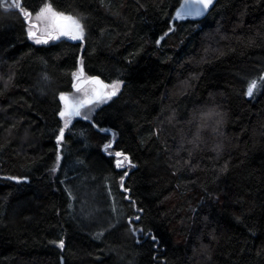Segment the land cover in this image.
<instances>
[{
    "label": "trees",
    "instance_id": "16d2710c",
    "mask_svg": "<svg viewBox=\"0 0 264 264\" xmlns=\"http://www.w3.org/2000/svg\"><path fill=\"white\" fill-rule=\"evenodd\" d=\"M20 1L29 22L0 6V264H264V86L246 94L264 76V0L196 18L175 17L183 0ZM44 3L83 40L29 39ZM81 66L121 88L58 142ZM110 130L136 165L129 198Z\"/></svg>",
    "mask_w": 264,
    "mask_h": 264
},
{
    "label": "snow or ice",
    "instance_id": "6c2138e0",
    "mask_svg": "<svg viewBox=\"0 0 264 264\" xmlns=\"http://www.w3.org/2000/svg\"><path fill=\"white\" fill-rule=\"evenodd\" d=\"M213 2L214 0H196V3L202 5V8L200 7L196 8L194 13L189 11L187 15H195L199 17L204 14V11L207 10L209 6L213 4ZM0 6L5 7L6 10L11 8L19 9L26 19H30L31 17V13H29L28 11L24 10L21 7L20 0H13L11 4H7L5 0H0ZM36 17L37 18L43 17L50 21V25H49L50 30L46 32V37L44 39L37 38V33L31 30V28L34 26L30 24V30L28 32L29 39H34L37 44L40 43L46 44L48 43L49 40L59 39L62 36H66L72 40H83L84 38V29L80 21L72 16H67L64 13L55 11L52 8L51 4H45L44 7H42L39 10V12L36 13ZM159 43L160 41L158 40L157 44ZM72 76L74 80L79 81V83L73 84V88L76 91L78 92L81 91V86L84 84H92L93 88L91 89L90 95L88 94L87 91H85L84 99L72 104L68 103V96L65 93L60 94V100L64 102V107L60 111L59 115L61 118L65 119V124L64 127L60 128V135L57 136L58 142L63 139L65 129L68 127V124L72 117L80 116L81 109L84 108L86 105H93L94 102H98V101L106 102L107 100H110L112 97H115L118 94L122 83L121 81L117 80V81H113L111 84H105L102 80H100L99 77H88L87 80H85L84 70L82 66L78 68L76 72H73ZM258 86H264V76H260L256 80H252L247 87L246 94L249 97H251ZM110 146L111 145H108L107 147ZM115 156L117 157L116 166L118 168H122L125 162H127L130 166L134 167V165H131V161L129 160V157L126 156L123 152H116ZM59 160L60 157L57 156V162H59ZM52 171L55 172L56 169L53 168ZM124 175L126 176L127 172H125ZM121 182H123V177H121ZM124 190L127 191V189ZM135 219L138 220L139 217H136ZM129 225L130 227L132 226L131 218L129 220ZM133 231H135L134 228ZM155 239L156 238L153 237L154 241ZM58 246L60 248L64 247L63 240L59 241Z\"/></svg>",
    "mask_w": 264,
    "mask_h": 264
},
{
    "label": "rangeland",
    "instance_id": "374dc122",
    "mask_svg": "<svg viewBox=\"0 0 264 264\" xmlns=\"http://www.w3.org/2000/svg\"><path fill=\"white\" fill-rule=\"evenodd\" d=\"M11 1H13V0H11ZM5 2H6L7 4H11L10 1H6V0H5ZM45 4H48V3H44L42 6L39 7V9H38L35 13H32V19H34L35 21L30 22V24L33 25L34 28H36V30L39 29V25H40V28H41V31H40V32L43 33L44 35H46V32H47L48 30H50V29H49L50 21L47 20V19H45V18H43V17L37 18V17H36V13L39 12V10H40L42 7H44ZM21 7H22L24 10L27 11V9L24 8V6H23L22 4H21ZM177 9H178V8H177ZM55 11H56V10H55ZM175 17H176V18H182V17H178V15L176 14V12H175ZM26 22H29V20L26 21ZM172 28H173V27H172ZM27 29L29 30V26L27 27ZM28 32H29V31H28ZM260 76H263V75H260ZM260 76H259V77H260ZM256 79H257V78H255L254 76H252V77L249 79V83H250L252 80H256ZM92 88H93V85H92V84H84V85H82V86H81V91H79V92L77 91L79 99H81V100L84 99L85 91H87L88 94L90 95V94H91V89H92ZM69 102H70V101L68 100V103H69ZM81 112H82V113H85V108H82V109H81ZM108 149H109L108 151H112L111 148H108ZM108 155H109V156H112V158H113L114 160H117V157L115 156L114 153H112V155H111V154H108ZM124 165H126L127 169L130 168V165H129L127 162H126ZM90 182H92V183H94V184H97V183H100L101 180L95 176V177H90ZM100 198H101V195H97V199H100ZM84 204H85V202H84Z\"/></svg>",
    "mask_w": 264,
    "mask_h": 264
},
{
    "label": "water",
    "instance_id": "95a60500",
    "mask_svg": "<svg viewBox=\"0 0 264 264\" xmlns=\"http://www.w3.org/2000/svg\"><path fill=\"white\" fill-rule=\"evenodd\" d=\"M217 0H214V2H213V4L216 2ZM21 2V1H20ZM213 4L212 5H210L209 6V8L207 9V10H205L204 11V14L213 6ZM198 7H200V8H202V5H199L198 3H196V0H183L182 1V3L180 4V6L178 7V9L176 10V14L178 15V17H193V18H196L197 16H195V15H187V13L189 12V11H191V12H195V10H196V8H198ZM29 12V11H28ZM202 16V15H201ZM29 19H26V21H28ZM85 80H87V79H85ZM111 132V135L113 134L112 133V131H110ZM109 145H111V146H113V141H111V143L109 144ZM116 153V152H115ZM114 153V154H115ZM126 156H128L129 157V155L128 154H125ZM128 174H129V171H127V175L125 176V175H123V182H121V184H120V189L121 190H124V183H125V180H126V177L128 176ZM122 184H123V186H122ZM128 198H129V192L127 191V195H126ZM140 212H142V211H140ZM137 217H139V216H137ZM136 218V217H135ZM134 218V221H136V222H138V220L137 219H135ZM140 230V229H139ZM134 233L137 235L138 234V230H135L134 231ZM139 235H141V236H143V235H145L146 237H147V235H148V232H146L145 234L143 233V232H140V234ZM153 237H155V236H153L152 235V240H153ZM156 238V237H155ZM156 240V239H155Z\"/></svg>",
    "mask_w": 264,
    "mask_h": 264
},
{
    "label": "bare ground",
    "instance_id": "6f19581e",
    "mask_svg": "<svg viewBox=\"0 0 264 264\" xmlns=\"http://www.w3.org/2000/svg\"><path fill=\"white\" fill-rule=\"evenodd\" d=\"M84 45V44H83ZM109 91H110V89H109ZM110 131H112V130H110ZM110 131H108V132H110ZM112 133H113V131H112ZM114 134V133H113ZM113 134L111 135V132H110V138H111V140L106 144L107 146L111 143V141H113ZM109 148H111L112 149V151H106V153L107 154H112V153H115L117 150H114V141H113V146H110ZM105 148H103V151H105L104 150ZM129 160H130V158H129ZM131 161V160H130ZM126 163V162H125ZM131 165H134V167L133 166H130V168L129 169H127V167H126V165H124L123 167H122V169L124 170V173L125 172H127V171H130V169L131 168H135V164L131 161ZM124 173H123V175H124ZM18 178H16V180H17ZM140 210H138V212H139ZM141 212H139V214H140ZM137 216H139L138 214H134L132 217H131V219L133 220V223H138V222H136V221H134V218L135 217H137ZM130 219V218H129ZM139 221V220H138ZM132 229L134 228L135 229V226L132 224Z\"/></svg>",
    "mask_w": 264,
    "mask_h": 264
},
{
    "label": "flooded vegetation",
    "instance_id": "af4514ba",
    "mask_svg": "<svg viewBox=\"0 0 264 264\" xmlns=\"http://www.w3.org/2000/svg\"><path fill=\"white\" fill-rule=\"evenodd\" d=\"M144 233V232H143Z\"/></svg>",
    "mask_w": 264,
    "mask_h": 264
}]
</instances>
